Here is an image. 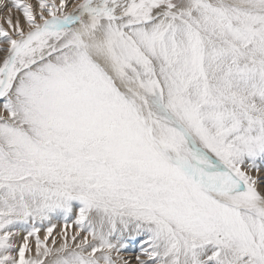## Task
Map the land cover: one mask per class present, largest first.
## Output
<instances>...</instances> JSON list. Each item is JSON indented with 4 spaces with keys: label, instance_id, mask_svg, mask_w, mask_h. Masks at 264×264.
<instances>
[{
    "label": "snow or ice",
    "instance_id": "1",
    "mask_svg": "<svg viewBox=\"0 0 264 264\" xmlns=\"http://www.w3.org/2000/svg\"><path fill=\"white\" fill-rule=\"evenodd\" d=\"M0 8V264H264V0Z\"/></svg>",
    "mask_w": 264,
    "mask_h": 264
},
{
    "label": "bare ground",
    "instance_id": "2",
    "mask_svg": "<svg viewBox=\"0 0 264 264\" xmlns=\"http://www.w3.org/2000/svg\"><path fill=\"white\" fill-rule=\"evenodd\" d=\"M26 2H34V0H26ZM71 2H72V0H69V8L71 7ZM3 15H4V9L0 8V23H3V19H2ZM126 255H128V254H126ZM133 260H134V253H133Z\"/></svg>",
    "mask_w": 264,
    "mask_h": 264
}]
</instances>
